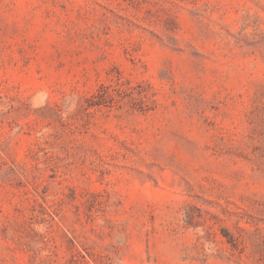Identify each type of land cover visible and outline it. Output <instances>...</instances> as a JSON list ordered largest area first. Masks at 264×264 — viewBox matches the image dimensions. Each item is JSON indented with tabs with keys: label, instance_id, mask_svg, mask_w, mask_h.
<instances>
[{
	"label": "rangeland",
	"instance_id": "rangeland-1",
	"mask_svg": "<svg viewBox=\"0 0 264 264\" xmlns=\"http://www.w3.org/2000/svg\"><path fill=\"white\" fill-rule=\"evenodd\" d=\"M0 264H264V0H0Z\"/></svg>",
	"mask_w": 264,
	"mask_h": 264
}]
</instances>
